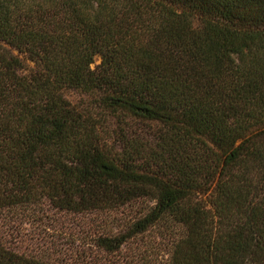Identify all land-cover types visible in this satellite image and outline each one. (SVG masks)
Wrapping results in <instances>:
<instances>
[{
  "label": "trees",
  "instance_id": "16d2710c",
  "mask_svg": "<svg viewBox=\"0 0 264 264\" xmlns=\"http://www.w3.org/2000/svg\"><path fill=\"white\" fill-rule=\"evenodd\" d=\"M100 262L264 264V0H0V264Z\"/></svg>",
  "mask_w": 264,
  "mask_h": 264
},
{
  "label": "rangeland",
  "instance_id": "374dc122",
  "mask_svg": "<svg viewBox=\"0 0 264 264\" xmlns=\"http://www.w3.org/2000/svg\"><path fill=\"white\" fill-rule=\"evenodd\" d=\"M67 99L73 104L78 106H85L86 104H89L90 98L86 97L80 93L77 92H69L66 94ZM64 229L61 231L60 227H58V230H46L45 232L43 229L36 228L34 225H28L24 224L20 226L18 229L16 228L13 230V236H12V242L15 243V245H19L22 247V249L29 247H36L37 245H42L43 243H46L47 245L52 244L53 242H57L59 244V247H62L63 244L70 242L69 237H74L79 235L77 232L73 230V227H71V224L68 226L71 227L69 229L66 228L67 225H63ZM84 235V234H83ZM153 237L148 234L142 236V238L138 240L132 241V243H128L122 250L121 256L125 257L126 260L132 259L134 262L139 261L140 259H149L148 253L149 244L153 241ZM62 244V245H61ZM148 246H145L147 245ZM65 246H63L64 248ZM61 249V248H60ZM65 249V248H64ZM63 250V249H61ZM69 254V253H68ZM94 255L100 256L99 253H95L93 251ZM122 259V258H121ZM104 262V260H103ZM103 262H100L99 264H103ZM105 263V262H104ZM138 263V262H137Z\"/></svg>",
  "mask_w": 264,
  "mask_h": 264
}]
</instances>
